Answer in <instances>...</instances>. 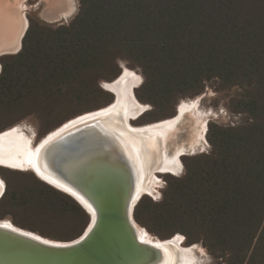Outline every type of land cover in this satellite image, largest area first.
Listing matches in <instances>:
<instances>
[{
  "label": "trees",
  "instance_id": "trees-1",
  "mask_svg": "<svg viewBox=\"0 0 264 264\" xmlns=\"http://www.w3.org/2000/svg\"><path fill=\"white\" fill-rule=\"evenodd\" d=\"M78 1L70 24L31 20L21 51L0 58V133L37 117L44 138L110 106L101 83L121 75L120 61L144 77L135 94L151 105L139 119L151 124L209 83L234 91L227 108L243 121L211 123V151L183 157L184 175L166 176L162 199L144 196L134 216L161 240L201 245L216 264H264V0ZM0 177V220L58 241L89 226L73 198L33 172L0 168Z\"/></svg>",
  "mask_w": 264,
  "mask_h": 264
},
{
  "label": "bare ground",
  "instance_id": "bare-ground-1",
  "mask_svg": "<svg viewBox=\"0 0 264 264\" xmlns=\"http://www.w3.org/2000/svg\"><path fill=\"white\" fill-rule=\"evenodd\" d=\"M64 1L66 9L63 10V13L55 17L48 15L47 18L54 20L60 16L68 18L72 15L75 11L73 0ZM17 8L21 15L18 20H15L13 15ZM17 8H15L16 11L11 10L9 0H0V54L17 50L19 52L21 49L27 28L26 18L22 15L25 4L18 1ZM117 79V81L106 85V89L117 96V101L112 104L113 106L110 105L111 107L108 106L72 119L56 131L49 133L38 144L35 143L36 136L34 137L33 133L28 134L17 127L0 133V165L10 170L32 171L34 174L36 173L35 175L38 174L40 180L50 183L61 192L70 193L81 199L70 187L47 173L40 161L45 158L41 157V151L47 144L55 142L67 133L85 128L89 130L88 134L92 133L91 141L103 143L109 155L120 157L122 151L133 160L138 171L136 184L144 196L156 194L160 183L157 174L175 176L180 174L184 167L182 166V156L203 146L208 130L207 119L199 118L197 120L193 131H191L193 134L187 141L181 139L180 131L185 124L186 114L190 113L196 104L190 106L184 103L179 109V116L174 119L136 127L133 123L147 112V108L139 103L135 94V89L140 87L142 78L126 69ZM195 116L197 117V115ZM116 139L119 141V146ZM0 181L3 182V187L0 188L1 195L5 181L2 178ZM0 225L18 230L17 226L9 220H1ZM134 226L141 242L159 245L163 248L165 256L163 264H196L195 249L197 247L195 245L189 248L183 247L184 237L182 235L161 241L139 224L135 223Z\"/></svg>",
  "mask_w": 264,
  "mask_h": 264
},
{
  "label": "water",
  "instance_id": "water-1",
  "mask_svg": "<svg viewBox=\"0 0 264 264\" xmlns=\"http://www.w3.org/2000/svg\"><path fill=\"white\" fill-rule=\"evenodd\" d=\"M88 132L80 129L47 144L41 151L46 159L40 164L81 198L62 191L87 212L89 226L76 240L58 241L17 225L18 230L0 225V264H163V248L141 242L134 226L136 206L144 197L136 184L137 167L122 151L120 157L109 155ZM6 189L4 182L0 200Z\"/></svg>",
  "mask_w": 264,
  "mask_h": 264
},
{
  "label": "rangeland",
  "instance_id": "rangeland-1",
  "mask_svg": "<svg viewBox=\"0 0 264 264\" xmlns=\"http://www.w3.org/2000/svg\"><path fill=\"white\" fill-rule=\"evenodd\" d=\"M18 1L25 4V9H24V12L22 15L26 18L28 24L30 23L31 20H34L35 22H41L45 25L52 26V27H59L62 25H68L74 20V18L77 16V14L80 10L79 1L73 0V4L75 6V11L72 15H70L68 18H63V16H60L59 18H55L54 20H50L47 17H49L50 15H53L52 17H55L57 15H61L63 13V10L66 9V7H65L66 3L64 0L63 1L62 0H22V1L18 0ZM18 1L17 0H9V7L12 8L11 10L16 11L15 8H17ZM13 7H14V9H13ZM20 13L21 12H20L19 8H17V11L14 13V15L12 14L13 19L18 20L20 18V15H21ZM13 52L16 53V52H18V50L13 51ZM120 66L122 69L121 76H122L124 70L128 69L130 71H133L137 75H139L142 78L141 83L143 84L144 77H143L140 69L132 66L131 63L126 62V61H120ZM0 69H1V66H0ZM1 73H2V71H1ZM117 80L118 79H116V81ZM104 82H106V83H104ZM113 82H115V80L114 81H102L101 85L103 87H105L104 88L105 90H107L106 85L111 84ZM135 92H136V89H135ZM233 95H234V91H227V92L217 91L216 90V84L214 82H212V83H209L206 85L204 91L200 95L193 97V98H187V99H183V100L179 101L177 103L175 115L170 119H174L177 116H179L178 115L179 109L184 103H186L190 106H193L194 104H196V107L195 108L192 107L193 108L192 111L190 113L186 114L185 124H184L183 128H181L182 130L180 131L181 132V134H180L181 139L183 141L189 140L191 134H193V132H191V131H193L195 123L197 122V120L199 118L200 119H207V127H209V125L211 123L224 125V126H232V125H237V124L241 123L243 121V117L231 113L229 111V109L227 108L230 97H232ZM139 103L141 105L145 106L147 108V111L152 109L151 105H149V104H142L141 102H139ZM195 115H197V117ZM145 119L144 120L141 119V121L140 120L136 121L133 123V125L136 127L137 126H146V124L150 125L151 123ZM161 120L159 122H161ZM167 120H169V119H167ZM163 121H165V120H163ZM157 123H158V121H157ZM16 127L20 128L21 130L26 131V133H28V134L33 133L34 137L36 134L37 135V137H35V143L36 144H38V142H40L39 141L40 138H43V135L41 136L40 133L42 131H44V127L40 126V123L37 121V117H30V118L22 121L21 123L17 124ZM8 130H10V129H8ZM8 130H6V131H8ZM6 131H4V132H6ZM207 132H208V130L206 131V134H205V142H204L203 146L197 148L194 152L187 154L189 157L200 155L203 153H208L211 151V146L209 145L208 140H207ZM1 133H3V132H1ZM183 164H182V166H184ZM26 171L27 172H25V173H31L32 174V171L31 172H28L29 170H26ZM184 173H185V167H183L182 172L176 176L181 177L184 175ZM168 175H171V174H166V175L157 174V178L160 179L159 187L157 188L156 194L155 193L149 194L150 195V196L148 195L149 197H151L157 201H160L162 199V193H163L164 188L166 187L165 177ZM2 180H4V179H2ZM1 211L2 210L0 209V212ZM22 218H25V217L23 216ZM6 220L11 221V218H6ZM182 246L185 248H189V247H193L194 245L193 246L186 245V240H185L183 242ZM195 246L197 247L195 249V255L197 257L196 258L197 259L196 264H216L214 258L207 252V250L205 248H203L201 245H195Z\"/></svg>",
  "mask_w": 264,
  "mask_h": 264
},
{
  "label": "crops",
  "instance_id": "crops-1",
  "mask_svg": "<svg viewBox=\"0 0 264 264\" xmlns=\"http://www.w3.org/2000/svg\"><path fill=\"white\" fill-rule=\"evenodd\" d=\"M27 21V20H26ZM28 23H27V28H26V31H27V29H28ZM26 31H25V33H26ZM6 54H14V52L13 51H10V52H6V53H2V54H0V57H2L3 55H6ZM1 70V69H0Z\"/></svg>",
  "mask_w": 264,
  "mask_h": 264
},
{
  "label": "snow or ice",
  "instance_id": "snow-or-ice-1",
  "mask_svg": "<svg viewBox=\"0 0 264 264\" xmlns=\"http://www.w3.org/2000/svg\"><path fill=\"white\" fill-rule=\"evenodd\" d=\"M3 187V182L2 181H0V188H2Z\"/></svg>",
  "mask_w": 264,
  "mask_h": 264
},
{
  "label": "flooded vegetation",
  "instance_id": "flooded-vegetation-1",
  "mask_svg": "<svg viewBox=\"0 0 264 264\" xmlns=\"http://www.w3.org/2000/svg\"><path fill=\"white\" fill-rule=\"evenodd\" d=\"M137 90V89H136Z\"/></svg>",
  "mask_w": 264,
  "mask_h": 264
}]
</instances>
